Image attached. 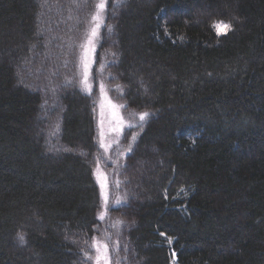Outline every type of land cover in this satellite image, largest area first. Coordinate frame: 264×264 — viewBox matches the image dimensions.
<instances>
[{"label": "trees", "instance_id": "trees-1", "mask_svg": "<svg viewBox=\"0 0 264 264\" xmlns=\"http://www.w3.org/2000/svg\"><path fill=\"white\" fill-rule=\"evenodd\" d=\"M97 2L0 0V264H93L95 99L77 76ZM100 78L149 114L115 171L116 264H264V0H109Z\"/></svg>", "mask_w": 264, "mask_h": 264}, {"label": "rangeland", "instance_id": "rangeland-1", "mask_svg": "<svg viewBox=\"0 0 264 264\" xmlns=\"http://www.w3.org/2000/svg\"><path fill=\"white\" fill-rule=\"evenodd\" d=\"M108 2L109 0H107V6L101 14L99 21L101 26L97 29V35L93 40L92 50L87 53V84L82 83L84 80L83 59L85 56V49L81 47V45H87V37L90 34L91 28L94 26L92 20L79 45L77 77L81 90L86 94L92 95L95 99L94 115L96 123V143L99 154L96 159L94 173L101 193L99 217L104 226L102 225V228L98 229V234L94 240L106 241L108 243L111 264H116L113 258L112 246L108 239L109 232L105 226L108 224V218L114 208H118L125 203L127 193L124 188H121L119 180L115 179V171L120 170L124 165L126 157L130 154L142 132L147 117L141 120L140 114H142V112H130L127 114L123 104L113 97L104 78L99 79V84L95 83L94 69L96 65V55L100 47L105 27ZM219 33L222 34L225 32ZM100 69L102 71V68ZM101 86H103V91L101 90ZM113 105L116 107H112ZM106 197L107 202L105 200ZM101 215L103 219H101ZM117 226V229L120 228L121 230V226L124 225L122 222H118ZM92 252L94 259L95 253L94 251Z\"/></svg>", "mask_w": 264, "mask_h": 264}, {"label": "snow or ice", "instance_id": "snow-or-ice-1", "mask_svg": "<svg viewBox=\"0 0 264 264\" xmlns=\"http://www.w3.org/2000/svg\"><path fill=\"white\" fill-rule=\"evenodd\" d=\"M107 6V0H98L96 4V12L92 16V21L94 26L90 30V34L87 37V45H81L85 49V56L83 59V65H84V80L82 83L87 84L88 80V61H87V53L92 50L93 40L95 36L97 35V29L101 26L99 23L101 14L104 11V9ZM214 28L219 32H227L231 29V24L225 23L223 21H218L213 25ZM101 90L103 91V86H101ZM112 107H116L113 105ZM149 114L148 113H142L140 114V119L144 120ZM107 202V197L105 198ZM101 219H103V216L101 215ZM21 240L24 239V237L21 235L19 237ZM92 249L95 253V258L93 260V264H111V255L110 250L108 247V243L106 241H100V240H94L92 244ZM118 250V249H117ZM87 259L92 260V256H87Z\"/></svg>", "mask_w": 264, "mask_h": 264}]
</instances>
